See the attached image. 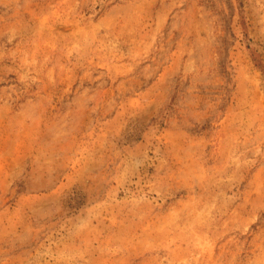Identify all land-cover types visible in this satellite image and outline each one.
Returning <instances> with one entry per match:
<instances>
[{
  "label": "rangeland",
  "instance_id": "374dc122",
  "mask_svg": "<svg viewBox=\"0 0 264 264\" xmlns=\"http://www.w3.org/2000/svg\"><path fill=\"white\" fill-rule=\"evenodd\" d=\"M0 264H264V0H0Z\"/></svg>",
  "mask_w": 264,
  "mask_h": 264
}]
</instances>
